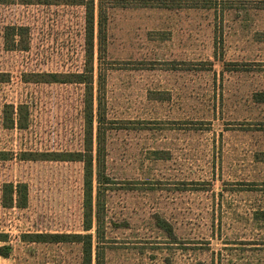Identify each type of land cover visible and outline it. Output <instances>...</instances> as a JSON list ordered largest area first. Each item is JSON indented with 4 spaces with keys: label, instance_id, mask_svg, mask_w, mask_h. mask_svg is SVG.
<instances>
[{
    "label": "rangeland",
    "instance_id": "rangeland-1",
    "mask_svg": "<svg viewBox=\"0 0 264 264\" xmlns=\"http://www.w3.org/2000/svg\"><path fill=\"white\" fill-rule=\"evenodd\" d=\"M202 6L109 9L102 60L96 28L93 142L96 155L101 128L105 264H264V2ZM10 26L29 27L28 51L7 49ZM84 67L83 7L0 4V233L8 236L0 247L10 246L11 264H83L81 244L22 236L85 233L84 163L23 159L85 149L86 86L25 81ZM20 104L29 107V128H5L6 106L16 118ZM23 183L27 207L4 208V185H14L16 201Z\"/></svg>",
    "mask_w": 264,
    "mask_h": 264
},
{
    "label": "trees",
    "instance_id": "trees-1",
    "mask_svg": "<svg viewBox=\"0 0 264 264\" xmlns=\"http://www.w3.org/2000/svg\"><path fill=\"white\" fill-rule=\"evenodd\" d=\"M18 2L22 5H67L80 6L85 9V67L83 72L74 73H57L43 72L31 73L25 78L29 83H64V84H83L86 86L85 94V118L86 125V143L82 152H46L33 153L27 152L23 155L24 160L28 161H74L84 163V203H83V226L84 234L72 233H26L22 236V241L26 243H44V244H65L78 243L82 245L83 264H93V242L97 237L98 243L102 239L106 225L105 201L103 198L104 190L109 183L106 175V153L103 147L105 132L101 128L98 129L97 142L99 145L97 154L94 155V119H95V102H94V57H95V31L98 28V57L100 60L106 54L107 45V26L109 21V9L117 7L120 4H134L138 7H180L182 5H190V7H198V5L211 6L212 4L222 3H244L258 2L263 3L264 0H0L2 3ZM16 37H20L17 41ZM28 26H10L5 32V43L9 50L28 51L30 49ZM4 75L0 74V82L5 81ZM98 116L99 121L105 117V104L103 103L102 92L107 82L106 72L100 69L98 74ZM264 101V95L259 98ZM29 128V107L26 104H20L17 107V117L15 118L14 105H7L4 112V127L7 129ZM97 183V194L94 196V182ZM5 195L3 196L2 205L6 209L17 207L24 209L28 205V185L23 183L17 185L18 198L14 200L15 187L13 184H5ZM96 225V233L93 235L91 231ZM160 227L165 230L168 224L165 220H160ZM170 232L171 229L169 228ZM173 235V233H170ZM8 236L0 233V242H7ZM0 255L9 258L11 248L8 245L0 247ZM105 264V249L102 245L97 246L95 263Z\"/></svg>",
    "mask_w": 264,
    "mask_h": 264
},
{
    "label": "crops",
    "instance_id": "crops-1",
    "mask_svg": "<svg viewBox=\"0 0 264 264\" xmlns=\"http://www.w3.org/2000/svg\"><path fill=\"white\" fill-rule=\"evenodd\" d=\"M9 260H10V257L5 258L0 255V264H11L10 262H8Z\"/></svg>",
    "mask_w": 264,
    "mask_h": 264
}]
</instances>
